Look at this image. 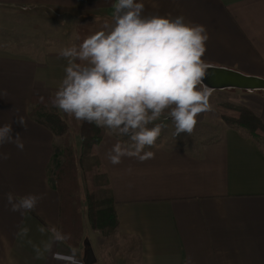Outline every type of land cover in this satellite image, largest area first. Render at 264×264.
<instances>
[{
    "label": "crops",
    "instance_id": "0c3cea01",
    "mask_svg": "<svg viewBox=\"0 0 264 264\" xmlns=\"http://www.w3.org/2000/svg\"><path fill=\"white\" fill-rule=\"evenodd\" d=\"M114 2L0 0V5L94 15L99 31L105 21L112 22ZM140 2L144 15H183L206 27L204 85L216 68L264 79V0ZM66 66L59 51L38 58L0 48V126L11 124L13 137L20 133L25 145L23 151L13 144L0 147L9 156L0 159V264H61L49 253L37 259L34 249L48 239L39 229H59L63 218L49 173L57 136L29 112L32 96L57 90ZM229 90L264 120V90ZM17 113L24 116L27 130L16 122ZM117 139L126 140L105 131L93 153L114 199L116 233L132 243L125 264H185L189 258L192 264H264V150L243 128L223 125L218 136L199 143L162 141L145 149L154 152L152 159L125 157L112 165L105 154ZM8 192L43 198L35 210L21 215L9 210ZM86 240L83 231L75 247L80 264H86ZM70 248L63 242L52 251L68 254Z\"/></svg>",
    "mask_w": 264,
    "mask_h": 264
},
{
    "label": "clouds",
    "instance_id": "9594fccd",
    "mask_svg": "<svg viewBox=\"0 0 264 264\" xmlns=\"http://www.w3.org/2000/svg\"><path fill=\"white\" fill-rule=\"evenodd\" d=\"M112 8L111 23L105 21L79 45L59 50L67 66L50 103L107 135L128 138L117 139L108 149L110 164L119 165L125 157L144 162L154 158V152L145 149L155 146L165 125L154 122L165 113L178 136L191 134L197 117L212 110V90L203 84L208 65L202 57L209 36L204 25L187 22L183 15H144L140 0H115ZM16 122L27 130L24 116L17 113ZM12 133L11 124L0 126V147L13 144L23 151L21 134ZM8 158L0 153V159ZM42 198L6 193L9 210L21 215L35 210ZM39 230L48 233V239L42 248L34 245L37 259L49 253L61 264H80L75 247L68 254L52 251L54 245L70 240V233L54 225ZM185 264H192L191 258Z\"/></svg>",
    "mask_w": 264,
    "mask_h": 264
},
{
    "label": "rangeland",
    "instance_id": "374dc122",
    "mask_svg": "<svg viewBox=\"0 0 264 264\" xmlns=\"http://www.w3.org/2000/svg\"><path fill=\"white\" fill-rule=\"evenodd\" d=\"M95 19L96 16L94 15H85L77 11L76 13L72 11H63L61 13L52 11L50 8L37 6L0 5V48L12 54H23L31 57L36 55V57L40 58L45 56L46 53L59 51L72 44L79 45L77 40L78 32L81 38H86L97 31L98 24ZM54 94L55 91H47L43 95L35 96L40 97V99L43 97L40 104L44 111L57 112L61 116L68 126V135L73 142L74 149L78 151L80 148V137L76 131L80 121L68 117L65 113L52 106L50 98ZM240 99L239 93L233 90H212L210 98L212 110L197 117V124L191 134L181 133L178 136L173 135L175 131L174 125L171 119L167 118V113H165L160 120L154 122V124L161 123L165 125L156 143L162 141L169 144L199 143L214 139L220 134L223 125L231 126L224 118L231 117L230 114H233L234 110L225 107L223 104L239 106ZM32 107L33 103L31 102L30 110H32ZM154 124L149 125V127L154 126ZM101 130L102 132L106 131L104 129ZM122 138L128 139L127 137ZM61 144V137L57 136L56 147H61ZM261 147L264 150L263 140H261ZM49 173L54 180L51 169H49ZM104 184L100 167L91 160H86L77 167L73 185L76 186L74 193L77 194V200L79 201L78 212L80 216L79 222L73 229H76L77 236L81 237L84 231L85 237H88V240L84 242V256L87 252L86 249L90 248L94 254L92 264H125L130 255L129 251L132 243L125 238H120L116 233L117 231L104 237L99 231L93 230L87 220L86 193L104 191L106 190ZM71 237L73 240L76 239L73 235Z\"/></svg>",
    "mask_w": 264,
    "mask_h": 264
},
{
    "label": "trees",
    "instance_id": "16d2710c",
    "mask_svg": "<svg viewBox=\"0 0 264 264\" xmlns=\"http://www.w3.org/2000/svg\"><path fill=\"white\" fill-rule=\"evenodd\" d=\"M83 39L78 32V44ZM40 101L41 99L38 96L31 97L33 107L29 115L36 122L61 137V147H54L50 163L51 168L49 169H51V174L55 180V187L60 198V213L62 214L63 225L59 229L64 233L73 235L76 239L73 240L71 237L66 242L72 247H77L80 236H77L76 229H73V227L79 222L80 215L78 212L79 201L77 200V194L74 193L76 189V186L73 185L74 177L77 167L86 160H91L95 165L100 167L99 160L94 155L93 150L104 132L94 124L80 121V125L76 131L80 137V148L76 151L72 140L69 138V129L64 120L57 112L44 111ZM223 105L234 110V113L230 114L231 117H225L224 119L231 126L243 128L261 145V140L264 141V120L260 119L245 106ZM100 173L103 176L106 190L86 193V213L90 227L93 230L99 231L104 237H107L117 231L118 219L114 209L113 196L110 193L108 183L101 169Z\"/></svg>",
    "mask_w": 264,
    "mask_h": 264
},
{
    "label": "water",
    "instance_id": "95a60500",
    "mask_svg": "<svg viewBox=\"0 0 264 264\" xmlns=\"http://www.w3.org/2000/svg\"><path fill=\"white\" fill-rule=\"evenodd\" d=\"M204 81L205 85L210 89H239L245 91L264 90V79L243 75L236 71L223 68L212 70ZM86 250L85 263L92 264L94 261V254L90 248H87Z\"/></svg>",
    "mask_w": 264,
    "mask_h": 264
}]
</instances>
